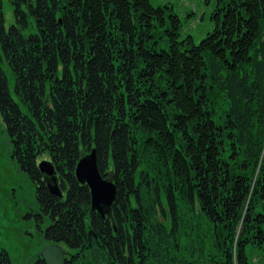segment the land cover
Here are the masks:
<instances>
[{
	"label": "trees",
	"instance_id": "trees-1",
	"mask_svg": "<svg viewBox=\"0 0 264 264\" xmlns=\"http://www.w3.org/2000/svg\"><path fill=\"white\" fill-rule=\"evenodd\" d=\"M10 1L0 119L63 264H253L250 247L264 251V0H219L198 43L151 0ZM94 147L117 186L112 219L75 174ZM0 264H12L3 247Z\"/></svg>",
	"mask_w": 264,
	"mask_h": 264
},
{
	"label": "rangeland",
	"instance_id": "rangeland-1",
	"mask_svg": "<svg viewBox=\"0 0 264 264\" xmlns=\"http://www.w3.org/2000/svg\"><path fill=\"white\" fill-rule=\"evenodd\" d=\"M219 0H151L154 5L171 7L181 19L180 38L191 35L199 42L213 28L211 14ZM5 27L15 22L14 8L10 0H2ZM169 11V9H167ZM11 92H14V76L4 60ZM49 159L41 156L38 160ZM36 185L25 173L13 155V143L0 119V247L8 250L12 264H37L38 253L45 243L42 229L37 228ZM49 243V242H48ZM66 249L65 245H62ZM253 264H264V251L250 247Z\"/></svg>",
	"mask_w": 264,
	"mask_h": 264
},
{
	"label": "water",
	"instance_id": "water-1",
	"mask_svg": "<svg viewBox=\"0 0 264 264\" xmlns=\"http://www.w3.org/2000/svg\"><path fill=\"white\" fill-rule=\"evenodd\" d=\"M38 167L44 175L49 191L59 198L65 196L59 184L55 165L51 159H42ZM76 177L81 184H87L91 191L92 209L105 219H112V207L117 196L116 183L100 172L96 148L82 153L77 162ZM45 264H63L65 250L59 244H47L38 253Z\"/></svg>",
	"mask_w": 264,
	"mask_h": 264
},
{
	"label": "flooded vegetation",
	"instance_id": "flooded-vegetation-1",
	"mask_svg": "<svg viewBox=\"0 0 264 264\" xmlns=\"http://www.w3.org/2000/svg\"><path fill=\"white\" fill-rule=\"evenodd\" d=\"M43 178H44V175H43ZM35 216H39V217H42V210L41 209H39V208H37V212L35 213ZM37 226V225H36ZM37 228H40V227H38L37 226ZM42 229V228H41ZM43 230V229H42ZM41 230V231H42ZM42 235H43V232H42ZM41 240V242L43 241V240H46L45 239V237L44 236H42V238L40 239ZM50 243H55V242H47V244H50Z\"/></svg>",
	"mask_w": 264,
	"mask_h": 264
}]
</instances>
